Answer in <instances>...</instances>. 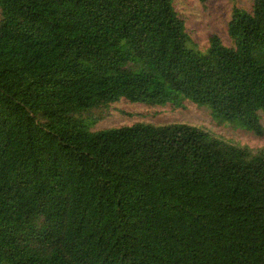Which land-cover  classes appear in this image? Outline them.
<instances>
[{
	"label": "trees",
	"instance_id": "16d2710c",
	"mask_svg": "<svg viewBox=\"0 0 264 264\" xmlns=\"http://www.w3.org/2000/svg\"><path fill=\"white\" fill-rule=\"evenodd\" d=\"M173 3L0 0V264H264V154L189 125H82L167 86L264 114V0L206 56Z\"/></svg>",
	"mask_w": 264,
	"mask_h": 264
},
{
	"label": "rangeland",
	"instance_id": "374dc122",
	"mask_svg": "<svg viewBox=\"0 0 264 264\" xmlns=\"http://www.w3.org/2000/svg\"><path fill=\"white\" fill-rule=\"evenodd\" d=\"M253 0H174L177 16L185 20L187 50L206 56L211 39L217 38L227 48L235 44L228 36V24L236 14L249 13ZM162 96L132 102L118 98L82 118V125L98 133L130 128L189 125L206 132L224 145L235 146L250 156L264 154V114L258 113L233 121L217 115L204 103H196L173 92L168 86Z\"/></svg>",
	"mask_w": 264,
	"mask_h": 264
}]
</instances>
